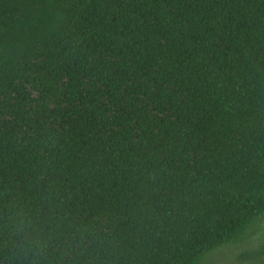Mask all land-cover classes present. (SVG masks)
Masks as SVG:
<instances>
[{
    "label": "trees",
    "instance_id": "trees-1",
    "mask_svg": "<svg viewBox=\"0 0 264 264\" xmlns=\"http://www.w3.org/2000/svg\"><path fill=\"white\" fill-rule=\"evenodd\" d=\"M18 206L43 264H264V0H0V264Z\"/></svg>",
    "mask_w": 264,
    "mask_h": 264
},
{
    "label": "clouds",
    "instance_id": "clouds-1",
    "mask_svg": "<svg viewBox=\"0 0 264 264\" xmlns=\"http://www.w3.org/2000/svg\"><path fill=\"white\" fill-rule=\"evenodd\" d=\"M13 252L28 264H43L53 248L54 238L46 233L44 221L23 206L15 207L4 224Z\"/></svg>",
    "mask_w": 264,
    "mask_h": 264
},
{
    "label": "rangeland",
    "instance_id": "rangeland-1",
    "mask_svg": "<svg viewBox=\"0 0 264 264\" xmlns=\"http://www.w3.org/2000/svg\"><path fill=\"white\" fill-rule=\"evenodd\" d=\"M231 257L227 258L226 260L224 259L225 261H221L219 258H217L218 259V263L217 264H245V263H243L241 261H238L235 258H231Z\"/></svg>",
    "mask_w": 264,
    "mask_h": 264
}]
</instances>
